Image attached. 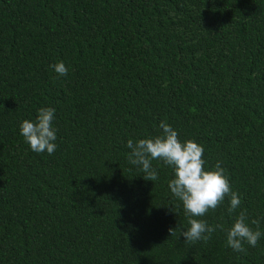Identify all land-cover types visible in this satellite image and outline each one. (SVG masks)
Here are the masks:
<instances>
[{"label":"trees","instance_id":"trees-1","mask_svg":"<svg viewBox=\"0 0 264 264\" xmlns=\"http://www.w3.org/2000/svg\"><path fill=\"white\" fill-rule=\"evenodd\" d=\"M42 107L51 155L20 133ZM161 121L241 199L198 218L223 225L206 242L182 237L173 169L129 163ZM244 210L264 233V0H0V264H264V235L227 246Z\"/></svg>","mask_w":264,"mask_h":264},{"label":"clouds","instance_id":"clouds-1","mask_svg":"<svg viewBox=\"0 0 264 264\" xmlns=\"http://www.w3.org/2000/svg\"><path fill=\"white\" fill-rule=\"evenodd\" d=\"M59 76L67 75L68 68L63 62L52 66ZM55 119V109L42 107L38 110L35 122L24 120L20 125V133L32 151L53 154L57 148L56 129L52 126ZM162 134L155 138L127 141L130 164L142 166L145 180L156 181L157 171L152 167L153 160L162 161L173 169L174 178L169 181L171 193L182 202L185 215L189 218L190 227L182 232L185 243L194 244L197 241H208L213 232L223 225L209 226L205 220L198 219L210 210H215L225 200L229 199L228 213L231 215L240 208L239 194L232 191L230 182L225 176V170L218 162L213 170L205 169L202 159L204 148L198 143L188 140L181 142L178 132L169 124L161 121ZM261 220H251L248 223L246 210L240 211L233 225L227 229V246L236 252H245V243L255 247L264 235L259 230ZM175 229L169 232L174 235ZM166 242V241H165Z\"/></svg>","mask_w":264,"mask_h":264}]
</instances>
